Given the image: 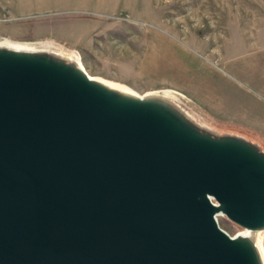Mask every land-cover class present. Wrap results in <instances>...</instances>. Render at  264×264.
<instances>
[{
  "label": "water",
  "instance_id": "obj_1",
  "mask_svg": "<svg viewBox=\"0 0 264 264\" xmlns=\"http://www.w3.org/2000/svg\"><path fill=\"white\" fill-rule=\"evenodd\" d=\"M263 230L257 143L0 46V264H264Z\"/></svg>",
  "mask_w": 264,
  "mask_h": 264
},
{
  "label": "rangeland",
  "instance_id": "obj_2",
  "mask_svg": "<svg viewBox=\"0 0 264 264\" xmlns=\"http://www.w3.org/2000/svg\"><path fill=\"white\" fill-rule=\"evenodd\" d=\"M1 41L50 43L139 95L177 91L174 102L211 132L264 148V0H0Z\"/></svg>",
  "mask_w": 264,
  "mask_h": 264
},
{
  "label": "bare ground",
  "instance_id": "obj_3",
  "mask_svg": "<svg viewBox=\"0 0 264 264\" xmlns=\"http://www.w3.org/2000/svg\"><path fill=\"white\" fill-rule=\"evenodd\" d=\"M0 46H5V47H10V48H15V49H28V50H42V51H55V49H57L55 46H53L52 44L50 43H45L42 47H39V48H33V47H27V46H23V45H17V44H13V43H10L8 41H1L0 42ZM56 52V51H55ZM59 52V51H58ZM67 57L75 60V62L78 63V65L83 68V66L81 65L80 62H78L79 60L77 59V57L73 56V55H67ZM84 69V68H83ZM85 70V69H84ZM87 73V72H86ZM91 77V76H90ZM97 81H100L102 82L103 84H105L106 86H109L113 89H116V90H119V91H122V92H126V93H131V94H135L136 96L139 95L137 94L136 92L130 90L129 88L127 87H124L122 85H118V84H115V83H110L108 81H105V80H102V79H98V78H95V77H91ZM158 95L160 97H163V98H166V99H169V100H172V101H175V97L171 96L169 90H163L162 92H150L148 93V95ZM181 100V99H180ZM221 216V215H219ZM262 231H258L256 232V243L257 244V247L259 248L260 252H261V256L263 257V260H264V251H263V245L261 243V236H260V233ZM239 234H248L249 232L246 231L245 229H242V231H239L238 232Z\"/></svg>",
  "mask_w": 264,
  "mask_h": 264
},
{
  "label": "built area",
  "instance_id": "obj_4",
  "mask_svg": "<svg viewBox=\"0 0 264 264\" xmlns=\"http://www.w3.org/2000/svg\"><path fill=\"white\" fill-rule=\"evenodd\" d=\"M72 55L75 56V57H77L75 54H72ZM168 90H169L171 96L175 97V100L176 99L178 100V98H183V95H181V93H179L177 91H174V90H170V89H168Z\"/></svg>",
  "mask_w": 264,
  "mask_h": 264
},
{
  "label": "crops",
  "instance_id": "obj_5",
  "mask_svg": "<svg viewBox=\"0 0 264 264\" xmlns=\"http://www.w3.org/2000/svg\"><path fill=\"white\" fill-rule=\"evenodd\" d=\"M236 134L247 137V135H245V134H239V133H236ZM248 136H250V135H248ZM253 139L255 140L254 143H257L261 148L263 147L262 143L259 142L260 141L259 139L256 140L254 137H253ZM262 149L264 150V148H262Z\"/></svg>",
  "mask_w": 264,
  "mask_h": 264
}]
</instances>
